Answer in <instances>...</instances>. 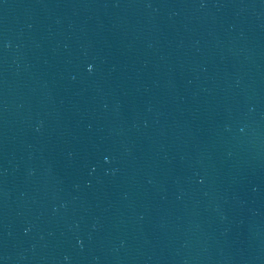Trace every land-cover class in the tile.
<instances>
[{"label": "water", "instance_id": "1", "mask_svg": "<svg viewBox=\"0 0 264 264\" xmlns=\"http://www.w3.org/2000/svg\"><path fill=\"white\" fill-rule=\"evenodd\" d=\"M0 264H264V0H0Z\"/></svg>", "mask_w": 264, "mask_h": 264}, {"label": "clouds", "instance_id": "2", "mask_svg": "<svg viewBox=\"0 0 264 264\" xmlns=\"http://www.w3.org/2000/svg\"><path fill=\"white\" fill-rule=\"evenodd\" d=\"M89 67H91V66H89Z\"/></svg>", "mask_w": 264, "mask_h": 264}]
</instances>
